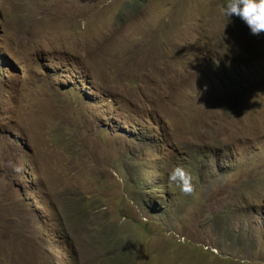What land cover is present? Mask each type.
<instances>
[{"label":"rangeland","instance_id":"obj_1","mask_svg":"<svg viewBox=\"0 0 264 264\" xmlns=\"http://www.w3.org/2000/svg\"><path fill=\"white\" fill-rule=\"evenodd\" d=\"M226 2L0 0V264H264V32Z\"/></svg>","mask_w":264,"mask_h":264},{"label":"clouds","instance_id":"obj_2","mask_svg":"<svg viewBox=\"0 0 264 264\" xmlns=\"http://www.w3.org/2000/svg\"><path fill=\"white\" fill-rule=\"evenodd\" d=\"M221 14L227 18L238 16L250 28L253 35L264 32V0H227L221 6ZM17 173L23 169L18 165H10ZM170 183H176L185 195L195 191L191 173L182 165L174 167L168 176Z\"/></svg>","mask_w":264,"mask_h":264}]
</instances>
